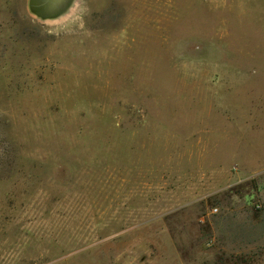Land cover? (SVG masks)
<instances>
[{"label":"rangeland","instance_id":"rangeland-1","mask_svg":"<svg viewBox=\"0 0 264 264\" xmlns=\"http://www.w3.org/2000/svg\"><path fill=\"white\" fill-rule=\"evenodd\" d=\"M0 264H264V0H0Z\"/></svg>","mask_w":264,"mask_h":264},{"label":"water","instance_id":"water-1","mask_svg":"<svg viewBox=\"0 0 264 264\" xmlns=\"http://www.w3.org/2000/svg\"><path fill=\"white\" fill-rule=\"evenodd\" d=\"M76 0H26L28 12L42 22L64 17Z\"/></svg>","mask_w":264,"mask_h":264},{"label":"bare ground","instance_id":"bare-ground-1","mask_svg":"<svg viewBox=\"0 0 264 264\" xmlns=\"http://www.w3.org/2000/svg\"><path fill=\"white\" fill-rule=\"evenodd\" d=\"M56 19H58V18H55V19H49V20H47V21H53V20H56Z\"/></svg>","mask_w":264,"mask_h":264}]
</instances>
